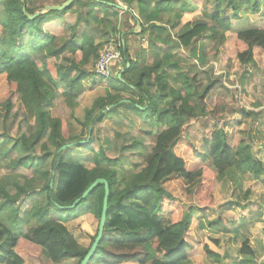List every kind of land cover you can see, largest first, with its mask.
<instances>
[{
  "label": "trees",
  "instance_id": "obj_1",
  "mask_svg": "<svg viewBox=\"0 0 264 264\" xmlns=\"http://www.w3.org/2000/svg\"><path fill=\"white\" fill-rule=\"evenodd\" d=\"M59 1L50 5L64 3ZM121 1L127 7H136L138 16L133 18L140 25L139 35L146 38L143 44L155 55L151 63L140 53L136 58L131 56L126 46L127 39L133 36L129 30L121 32L120 40L115 36L118 11L122 9L114 0H72L62 9L42 13L37 11L44 4L35 6L33 0H0V74L5 75L7 84L19 95L27 123L26 130L6 148V152L17 153V158L10 164L11 172L0 177V264H24L15 249L20 238L40 247L42 264H78L97 227L88 246H82L65 222L89 215L98 224L103 183L93 186L75 206H70L96 178L106 180L109 192L102 237L86 264H190L189 257L194 255L220 262L216 253L219 240L205 233V229L220 223L208 219L207 211L214 203V181L238 188L243 176L249 175L264 183V169L254 155L251 135L258 112L241 110L242 119L235 124L253 119L247 122V128L238 130V138L224 124L206 133L202 148L208 162L203 155L195 154L183 128L194 118L208 114L205 97L216 81L198 89L195 82L181 73L179 64L183 61L179 57L183 49H189L193 57L202 61L204 44L196 48L195 41L210 38L217 43L231 39L238 63L252 65L259 49H264V27L249 24L233 31V24L246 13L263 19L264 0H213L208 10L198 8L202 0ZM94 6L101 17L95 14ZM174 6L195 16L184 20L183 15H178V22L162 21V14ZM227 9L232 12L230 16L225 14ZM123 12L130 13L129 8ZM67 14L74 16V20H66ZM103 25L106 28L100 29ZM101 30L105 42L117 41L122 57L116 72L112 69L117 62L111 63L109 77L93 71L86 74L84 69L91 58L94 61L98 57L95 41ZM77 52L81 53L78 61L74 58ZM61 58L66 60L64 66L56 62ZM49 59L54 60L55 76L47 65ZM87 75L93 77L91 85L105 84L107 89L114 90V95L107 92L95 98L80 121L83 126L98 125L125 106L151 120V127L161 128L143 154L141 164L134 163L129 172L119 173L121 160L110 155L105 144L92 133L89 139L71 135L63 120L44 108L59 89L64 103L73 111L85 91L82 79ZM123 92L130 93L126 101H121ZM11 107L7 98L0 107L3 123L8 120ZM65 144L71 145L59 150ZM77 147L89 153L91 165L75 157L72 149ZM174 175L194 182L192 198L198 216L195 211L184 209L183 202L162 187V181ZM36 190L42 194V202H35L19 215L25 199ZM129 203L139 206L143 214L133 229ZM53 208L60 215L53 217ZM163 216L170 219L167 225ZM21 225L26 227L23 232ZM138 228L148 236L144 244L131 238L138 234L134 232ZM112 233L125 239H112ZM246 250L250 251L247 247Z\"/></svg>",
  "mask_w": 264,
  "mask_h": 264
},
{
  "label": "rangeland",
  "instance_id": "obj_2",
  "mask_svg": "<svg viewBox=\"0 0 264 264\" xmlns=\"http://www.w3.org/2000/svg\"><path fill=\"white\" fill-rule=\"evenodd\" d=\"M53 1L54 0H33L35 6H43V4L45 6L37 11L39 13L49 10L46 6H49L53 3ZM61 1L62 0L59 2ZM65 1L67 0H63V2ZM114 2L122 9L121 11H118V21L115 24L117 34H115V36L118 35V40H120L121 32L124 30H130V32L134 35L131 37L129 42H126L129 53L133 58H136V55L139 53L143 56L145 55L147 62L151 63L155 55L151 53L150 49L141 48L140 46L142 43H146V38L139 35L141 32L140 25L133 18V16H138L135 5L131 4L130 7H127L121 0H114ZM212 6L213 0H202V3L200 2L198 8L208 10ZM128 8L131 14L123 12L124 10L127 11ZM1 9L2 5L0 4V11ZM95 14L99 17L102 16L98 7H95ZM225 14L230 16L232 12L230 9H227ZM178 15H183L184 20H187V18L191 20L195 16L190 13L184 14L179 11L178 6H174L171 11H166L162 14V21L167 22L170 20L178 22ZM65 19L73 21L74 16L67 14ZM249 24L255 25L256 27H264V18L260 19L259 16L246 13L241 20L234 22L233 31L247 27ZM102 27L106 28L104 25L99 28L103 29ZM106 31L105 35H107ZM103 32L104 30H101V32L97 34L98 39L95 41L98 45V56L104 49L103 46L106 47L111 44L117 49L118 45L116 40V43L113 41L105 42L106 40L103 36ZM129 43H131V46ZM201 43L204 44V48L202 50L205 54L202 61L193 57V55L190 54L189 49L181 50L179 55V57L183 58V61L179 63L181 66V73H185L188 79L195 82L198 89H201L209 81H216L214 83V87L211 88L205 97L206 111L208 114H206V116L194 118L193 121L189 122L183 128L184 135L191 143H193L195 147V154L198 156L201 154L206 155L202 148V137L206 133L221 127L222 123L226 121L240 120L243 116L241 111L242 109L258 112V121L255 123V126L257 125L261 133L264 135V49H259L255 57V62L252 65L243 66L238 63L233 55L231 39L217 43L214 40L212 41L210 38H197L195 41V47H200ZM198 53L199 51H197V54ZM74 58L76 61L80 60L81 53L77 52L74 55ZM96 60L93 61V58H91L89 61L90 63L84 66L86 74L93 71L92 69H94ZM140 60L141 58L138 61L140 62ZM53 62L54 60L49 59L47 65L51 73L55 76L56 70L52 65ZM56 62L62 66L67 64L66 60L63 58L58 59ZM119 66L120 63H116L112 71L116 72ZM172 73L175 74V72ZM92 81V75H87L84 79H82L85 91L79 96L77 106L73 109V111H71L64 103L61 90L59 89L56 91L55 98L51 104L44 105V108L49 110L53 117L63 120L64 125L67 126L71 135H78L81 138H86L88 135V129L91 127L93 137L105 144V147L110 155L121 160L122 163L119 166V173L123 174L124 170L129 172L134 163H137L138 165L141 164L143 154L153 144L154 135L159 132L161 128H158L157 125L151 127V120L149 121V119H143V117L134 112L133 109L125 106L117 109L119 112L112 113L111 117H107L98 125L83 126L80 121L84 120L85 110L90 107L93 100L97 97L104 96L107 92L114 95V90L112 88L107 89L105 84L99 83L93 86L91 85ZM56 82H59L58 78L56 79ZM59 86H61V84H59ZM175 86L178 87L177 84H175ZM129 94V92H123L122 100H125ZM7 98L10 99L12 107L8 120L3 123L2 118L0 117V152H4V154H0V177L11 172L10 164L17 158V153L6 152V148L9 147L13 140L27 128V123L24 122L22 116L23 107L20 103L19 95L11 86L7 84L5 75L0 74V107ZM251 119L253 118L250 117V119L242 125L244 129L247 128V122H251ZM233 126H236V128L227 127L226 130L234 132L235 138H238L240 136L238 134L239 128L237 129L238 125L233 124ZM72 151L76 158L84 161L85 165H91L92 162L88 159L90 157L88 152L82 151L78 147L72 149ZM261 153H264V150ZM206 161L208 162L209 160L207 159ZM19 169L20 168L17 170ZM21 171L25 172L23 169H21ZM162 187L175 198L182 201L184 209L188 210L193 207V181L190 182L183 176L174 175L162 181ZM217 187L218 183L215 180L213 192H215ZM239 191L242 190L238 188L237 190L235 189L236 193H234V195ZM226 194L229 195L230 193L226 192L225 195ZM218 195L215 197L216 200L219 197ZM42 200V194L40 192L38 193L36 190L25 199L23 205L20 207L21 209L19 211V215H21L20 212L23 210H28L35 202L41 203ZM127 209L132 212V217L130 218V225H132V229L137 228L135 227V221H138L139 217H143L141 208L135 203H129ZM58 215H60L58 209L53 208L52 216L56 217ZM208 219L212 218L209 217ZM169 220L170 219L167 216L162 217L164 225H167ZM65 225L75 237L77 242H79L82 246H88L90 236L95 233L97 222L91 218L82 216L78 219L65 222ZM25 230L26 227L23 226L22 229H20V232ZM88 231L89 234L87 233ZM134 232H138V234L131 237L134 241H137L140 244L147 242L148 236H145V231H140L138 228L135 229ZM110 237L115 240L125 239L119 234H113ZM246 247L243 248L245 249ZM15 249L22 256L24 264H42L40 259L41 251L38 245L20 238ZM219 252L222 254L227 252H225V245H222L221 247L218 246L216 248V253L219 254ZM219 256L221 255L219 254ZM202 257L201 255L189 257L190 264H218L210 258L203 259L204 257ZM231 263L232 261L229 263L224 262L223 264Z\"/></svg>",
  "mask_w": 264,
  "mask_h": 264
},
{
  "label": "crops",
  "instance_id": "obj_3",
  "mask_svg": "<svg viewBox=\"0 0 264 264\" xmlns=\"http://www.w3.org/2000/svg\"><path fill=\"white\" fill-rule=\"evenodd\" d=\"M131 34L134 35L132 32ZM128 39L127 42L131 38L129 37ZM129 45L131 46V43ZM140 46L141 48H146L143 43ZM257 116L255 123L258 121ZM240 120L238 119V121ZM235 123V120H230L222 124H224V128H236V126H233ZM243 124L238 125L237 129L243 130ZM251 132L254 140V155L262 163L264 169V153H261L264 150V135L257 125ZM201 155L207 160L206 155ZM262 178H264V171ZM217 183L218 187L212 193L214 199L213 208L207 212L208 218L220 220V223L213 228L205 229V233L210 237L217 238L219 240L218 246L225 245V252H227L225 254L219 252L221 255L219 256L220 262H215L218 264L229 263L230 261H232L231 264H264V183L259 178H251L249 175H244L241 186L238 187L242 191L235 195V189L237 190V188L231 186L230 183H224L223 181H217ZM226 192L230 194L225 195ZM217 195L219 197L216 200L215 197ZM190 209L195 211L196 216H198L194 206ZM84 216L90 218L89 215ZM244 242H246L250 251L246 250V248L242 249Z\"/></svg>",
  "mask_w": 264,
  "mask_h": 264
},
{
  "label": "water",
  "instance_id": "obj_4",
  "mask_svg": "<svg viewBox=\"0 0 264 264\" xmlns=\"http://www.w3.org/2000/svg\"><path fill=\"white\" fill-rule=\"evenodd\" d=\"M70 2H72V0H67L64 3H62L61 5H49L46 6L47 9L51 10V9H55V10H59L62 9L64 7H66ZM37 14V13H36ZM34 14V15H36ZM33 15V16H34ZM128 66V63H127ZM121 101H126V100H121ZM90 133H91V127H89L88 129V135L86 137V139H89L90 137ZM71 144H65L63 146L60 147L59 150L61 149H65L66 147H69ZM98 183H103L104 185V195H103V199H102V207H101V211H100V215H99V220H98V224H97V230H96V234L95 237L92 241V243L90 244L87 252L85 253V255L83 256V258L80 260V262L78 264H86L88 259L92 256L99 240L102 237V233H103V228H104V224H105V213H106V208H107V200H108V185L105 179L103 178H96L81 194L79 197H77L72 204L70 205L71 207L75 206L82 198H84L87 193L90 191V189L95 186ZM52 185V182H50V186Z\"/></svg>",
  "mask_w": 264,
  "mask_h": 264
},
{
  "label": "built area",
  "instance_id": "obj_5",
  "mask_svg": "<svg viewBox=\"0 0 264 264\" xmlns=\"http://www.w3.org/2000/svg\"><path fill=\"white\" fill-rule=\"evenodd\" d=\"M122 57L120 54L119 49L113 47L111 44L108 46H104L101 54L98 56L96 60V64L94 65L93 72L97 75L103 77H109L110 72V65L112 62L121 63Z\"/></svg>",
  "mask_w": 264,
  "mask_h": 264
}]
</instances>
